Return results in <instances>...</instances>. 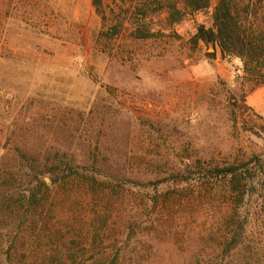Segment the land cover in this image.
I'll return each instance as SVG.
<instances>
[{"label":"rangeland","instance_id":"rangeland-1","mask_svg":"<svg viewBox=\"0 0 264 264\" xmlns=\"http://www.w3.org/2000/svg\"><path fill=\"white\" fill-rule=\"evenodd\" d=\"M102 1L106 28L125 16L110 41L99 37L92 0H0V182L11 174L21 190L51 189L43 226L20 212L15 245L0 239V264H42L55 254L44 233L66 239L71 251L83 239L95 259L117 255L116 264L214 257L219 234L229 230L216 222L218 190L199 199L198 182L174 183L170 175L198 162L252 160L254 184L264 167V86L251 90L218 50L213 58L212 47L189 44L198 25H211L218 0L183 11L174 24L164 12L136 23L134 0ZM138 28L152 37L138 38ZM241 97L249 110L239 107ZM60 162L70 169L55 179ZM107 200L108 223L91 228ZM91 254L77 262L90 263Z\"/></svg>","mask_w":264,"mask_h":264},{"label":"trees","instance_id":"trees-1","mask_svg":"<svg viewBox=\"0 0 264 264\" xmlns=\"http://www.w3.org/2000/svg\"><path fill=\"white\" fill-rule=\"evenodd\" d=\"M210 3L211 0H134L132 4L134 13L132 12V14L140 13L142 18L136 23H143L149 13L164 12L168 15L169 24H174L180 21L183 11L202 12L209 8ZM92 5L102 23L99 37L107 41L112 40L119 33L125 16L118 20L114 27L106 28L107 18L102 9L103 1L92 0ZM180 6L181 8H179ZM152 7H155V10H151ZM137 33L139 34L138 38L152 37V34L139 28ZM189 44L194 48L200 44L204 47H212L215 51L212 54L213 58L217 50L223 58H240L242 81L250 83L251 90L264 86V0H218L212 12L211 25L208 27L198 25ZM88 75L94 83L98 82L95 76ZM237 102L240 103V108L249 110L244 105L242 97ZM199 163L198 166L189 165L182 170L173 172L170 178L174 180V183L198 182V185H192V189L199 188V199L214 198L215 190H218V197L222 199L223 206L215 213L218 214L216 222L223 230L224 227L229 230H224L223 234H219L217 238L220 245H216V251H220L219 255L211 258L196 255L184 264H264V167L259 168L258 180L253 184L252 160L224 166L208 165L207 167H203ZM22 167L19 164L16 171L19 172ZM68 169L70 168L67 162H60L51 170V175L57 179L60 173H64ZM8 176L9 178L0 182V196H3V199H0V239H6V242L14 246L15 237H11L10 233H13L12 230L17 228L15 223L20 219V212L24 215H35L36 220L30 219L31 224L39 225L38 223H41L43 226L45 222L44 208L49 202L51 189L41 183H36L33 187L21 190V185H14L16 180L13 179V176L11 174ZM53 183L55 182L53 181ZM85 183L89 185L88 192L96 191L95 178L86 179ZM94 195H98V193L96 192ZM62 197L65 199L64 194ZM100 197L101 195L96 198L97 202H103L105 199V196L103 199ZM6 202L8 205L3 208ZM104 204L102 210L97 212V215L100 216L90 217L89 226L91 228H93L94 222L101 219L103 224L108 223L110 219L107 207L109 200L106 203L104 201ZM11 205L15 207L12 211ZM2 212L14 213L16 217L8 215V220ZM78 214L80 215V213ZM74 219L78 220L79 218L74 215ZM82 221L87 223L86 219ZM3 231L6 232L3 233ZM47 235L44 233L39 238L41 241L46 239L49 243L46 245L52 247L51 252L55 254L43 259L42 264H87L85 260L77 262V259L83 258L81 254L84 252L92 253L90 255L91 262L88 264H116L117 255L110 261L109 256L95 259L92 246L83 242V239L79 242L81 248H76L75 245L76 250L71 251L66 239L56 243L53 239L56 237ZM33 237L36 239V236ZM104 242L105 240L101 239V247L104 246ZM100 254H102L101 251Z\"/></svg>","mask_w":264,"mask_h":264},{"label":"built area","instance_id":"built-area-1","mask_svg":"<svg viewBox=\"0 0 264 264\" xmlns=\"http://www.w3.org/2000/svg\"><path fill=\"white\" fill-rule=\"evenodd\" d=\"M228 61H232V63L235 65V67L237 68V70L241 69L242 68V63H241V60L240 58H226Z\"/></svg>","mask_w":264,"mask_h":264},{"label":"water","instance_id":"water-1","mask_svg":"<svg viewBox=\"0 0 264 264\" xmlns=\"http://www.w3.org/2000/svg\"><path fill=\"white\" fill-rule=\"evenodd\" d=\"M45 182H46L47 184H49V180H48L47 178H45Z\"/></svg>","mask_w":264,"mask_h":264}]
</instances>
